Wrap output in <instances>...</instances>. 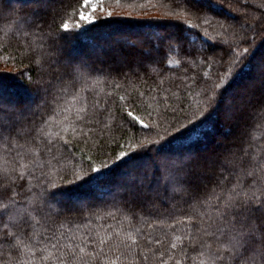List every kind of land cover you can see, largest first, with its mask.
Segmentation results:
<instances>
[{
  "label": "trees",
  "instance_id": "16d2710c",
  "mask_svg": "<svg viewBox=\"0 0 264 264\" xmlns=\"http://www.w3.org/2000/svg\"><path fill=\"white\" fill-rule=\"evenodd\" d=\"M99 1L106 11L98 13L93 24L79 21L82 0H53L50 6L51 15L46 18L51 22L52 16H55L54 29L66 20L73 32L78 31L75 29L77 22L86 30L84 37L73 35L65 40V50L73 57L87 60L95 71L87 83L78 85L75 100L71 92L63 97L60 107L48 117L49 123L44 126L46 135L43 143L27 146L31 153L25 155L22 162L32 159L37 163L51 161L45 166L51 178L58 179L60 175L70 178L73 172H80L82 167H86L90 160L99 167L105 160L112 164L121 151L132 153L133 147L137 151L155 147L160 136L171 140L173 134L179 135L175 128L188 124L185 117H190L195 124L200 123L202 117L193 113L203 109V98L211 94L214 83L222 85L216 91L223 92L225 103L220 114L208 122L212 130L203 138L199 131L191 132V139L186 138L183 142L205 155L226 148L233 151L239 149L245 122L241 120L237 124L235 120H225L223 108L232 109L237 103L247 105L250 98L253 101L264 98V76L257 68L264 63V0H227L223 6L212 8L202 15L176 7L171 0ZM11 6L14 10L23 9L24 13L34 11V6L27 0H13ZM196 6L207 7L204 0H197ZM14 24V27L0 24V77H4L5 101L23 105L33 99L27 76L29 73L33 78L38 75L35 63L40 49L35 35H26L22 23L14 21ZM189 32L193 34L191 37L187 36ZM124 41H143V47H125ZM175 42H179V46ZM29 44L36 48L35 53L27 54ZM246 47L254 50L253 59L242 68L237 65L240 71L230 83L221 80V75L229 70L232 61L238 59L236 53L243 54ZM101 51L104 53L102 56L98 55ZM118 58L123 60L122 65ZM21 73L25 74L23 78ZM116 84L120 87L117 88ZM240 96L243 97L241 102L238 100ZM133 102L135 114L148 127L131 121L127 116L128 105ZM85 106L95 113L94 119L87 125L76 120V112ZM173 108L177 110L175 113L171 111ZM243 115L234 114L237 118ZM129 123L132 128H129ZM64 127L69 130L63 132ZM166 128L170 134L165 133ZM254 135L264 138V127L257 128ZM113 137L116 143L109 147ZM227 137L230 138L228 141ZM221 139L226 142L222 143ZM64 140L70 143L65 144ZM49 141L54 145L51 153L42 150L43 144ZM100 144L105 146L103 152L98 147ZM179 146L180 142L171 145L172 148ZM16 151L24 154L27 149L17 148L13 156ZM4 155V145L0 144V157ZM53 155L57 160H52ZM155 163V153L146 152L138 156L131 166L135 169L133 175L136 180H142L145 185L154 181ZM113 168L109 181L119 184L126 175V169L115 164ZM3 171V160L0 159V176ZM208 172L211 177L213 170L209 168ZM34 176H40L39 168ZM34 176L26 174L23 180L16 182L21 197L27 198L25 203H31V194L26 189L38 190V180ZM79 191L82 197H95V202L82 203L71 212L53 204L45 209L47 215L33 214L27 233L37 241L55 232L57 236L77 238L78 242L81 233L91 230L98 234L95 237L97 241L107 239L116 254L126 252L123 244H131L135 239L137 253L142 251L148 256L147 261L143 257H129L118 264H161V253H164L162 259L166 260L168 252L176 255L188 244L192 222L186 216L196 215V211L189 207V203L194 202L189 200L185 203L182 195L141 206L139 203H124L116 193L106 194L105 191L89 189ZM7 195L5 193V197ZM168 195L173 196V193ZM17 222L18 218L10 221V229ZM191 235L199 234L192 232ZM28 242L26 234H19L18 240L13 241L17 250L11 256L15 259L10 258L8 245L0 246V264H28L29 249L25 248ZM172 244H176L177 248L172 249ZM116 245L120 248L117 249ZM169 264H175V261L171 260Z\"/></svg>",
  "mask_w": 264,
  "mask_h": 264
},
{
  "label": "snow or ice",
  "instance_id": "6c2138e0",
  "mask_svg": "<svg viewBox=\"0 0 264 264\" xmlns=\"http://www.w3.org/2000/svg\"><path fill=\"white\" fill-rule=\"evenodd\" d=\"M27 2L34 6L33 12L14 10L11 6L13 0H0V24L14 27V21L22 23L26 35L38 38L40 49L39 59L35 63L38 75L33 78L29 73L27 76V85L33 98L31 102L23 105L6 102L3 92L4 77H0V144L5 149V155L0 157L4 169L0 176V246H9L10 258L15 259L11 253L17 250L13 241L18 240L19 234H26L29 238L25 245L30 255L28 264H118L129 257H143L147 261L146 253H137L135 239L131 244H123L126 252L116 254L107 239L100 238L97 241L95 237L98 234L91 230L81 233L78 242L77 238L57 236L55 232L37 241L27 233L33 214L47 215L45 209L53 204L65 212L74 211L82 203L93 204L95 197H82L79 191L89 189L94 192L105 191L106 194L116 193L124 203H139L141 206L166 201L174 198V195H182L185 203H189V200L194 202L189 203V207L196 211V215L186 216L192 222L188 244L176 255L168 252L166 260L162 259L164 253H161V264H169L171 260L175 264H264V138L254 135L257 128L264 127V98L258 101L250 98L244 115L240 118L235 117L227 106L223 108L225 120H235L237 124L241 120L245 122L241 133V147L236 151L226 148L221 152L205 155L195 151L189 143L183 142L186 138L191 139V132L199 131L203 138L212 130L208 122L220 114L221 106L225 103L222 99L223 92L216 91L222 85L214 83L211 94H206L203 98V109L193 113L202 117L199 124H195L190 117H185L188 124L176 127L175 131L179 135L173 134L171 140L160 136L155 147H144L138 151L133 147L132 153L121 151L112 164L105 160L97 167L90 160L86 167H82L80 172H73L70 178L67 175H60L58 179L51 178L45 171L46 163L50 165L51 161L37 163L32 159L22 162L25 155L31 153L27 146L43 143L46 135L44 126L49 123L48 117L60 107V101L66 94L71 92L75 100L79 92L78 85L87 83L95 70L87 60L73 57L65 50L64 41L70 36L86 35V30L81 28L80 23L75 24V29H78L75 32L69 29L66 20L61 21L58 29H54L55 16H52L51 22L46 18L51 15L49 9L53 0ZM171 2L176 7L202 15L212 8L223 6L227 0H204L207 7H197V0ZM89 6L91 12L97 10L93 0L80 2L79 21L93 24L95 19L91 12L85 11ZM192 35L187 33L188 37ZM175 43L179 46V42ZM123 46L143 47V41H124ZM35 52L36 48L29 44L27 54ZM98 55L102 56L104 53L101 51ZM236 56L238 59L232 61L229 70L221 75V80L230 83L235 79L240 71L237 65L241 68L247 66L254 57V50L250 51L246 47L243 54L237 52ZM257 68L264 76V63H260ZM20 76L23 78L25 74L21 73ZM116 87L120 85L116 84ZM87 103L85 100L86 105ZM171 111L175 113L177 110L173 108ZM127 116L131 121L148 127L135 114L134 102L128 105ZM94 117L95 113L87 106L76 112V120L84 125L91 123ZM65 119L68 117L65 116ZM128 126L133 127L131 123ZM185 129L189 131L186 132ZM68 130V127L62 129L63 132ZM72 130L75 131L74 126ZM165 133L170 134L167 128ZM177 142H180V146L172 148L171 145ZM64 143L68 144L70 141L64 140ZM115 143L113 137L109 147ZM20 147L26 148L27 152L22 154L16 151L13 156V151ZM53 147V143L49 141L43 144L42 150L51 153ZM98 147L101 152L104 151L103 144ZM146 152L156 155L155 179L147 185L142 180H136L133 175L135 169L131 167L133 161ZM17 156L20 157L19 160L16 159ZM52 160H57V157L53 155ZM114 164L126 169V175L119 184L109 181ZM37 168L40 169L39 177L34 176ZM209 168L213 170L211 177L207 175ZM26 174L38 180V190L26 189L31 194V203H25L27 198L21 197L17 191V180H23ZM169 192L173 196H169ZM5 193H8L6 197ZM14 218H18V222L10 229L9 222ZM192 232L199 235L193 236ZM115 247L119 249L120 245ZM171 248L176 249L177 245L172 244Z\"/></svg>",
  "mask_w": 264,
  "mask_h": 264
},
{
  "label": "rangeland",
  "instance_id": "374dc122",
  "mask_svg": "<svg viewBox=\"0 0 264 264\" xmlns=\"http://www.w3.org/2000/svg\"><path fill=\"white\" fill-rule=\"evenodd\" d=\"M93 3H95L96 5H97V10L95 11V12H91V6H89V8L88 9H85V11L86 12H91V15L94 17V19L97 17V14L98 13H100L101 14V12L103 13L104 11H106L105 10V8H104V6H103V4L101 3V1H99V0H93ZM100 8H103V11H100ZM118 53V52H117ZM119 59V58H118ZM123 61V60H122ZM122 61H121V59H119V63H120V65H122L123 63H122ZM126 61V60H125ZM123 66H125V65H123ZM252 88V87H251ZM251 88H249V89H251ZM264 91V90H263ZM246 95V94H245ZM247 96V95H246ZM242 96H240V98L238 99V100H240V102H241V99L243 98H241ZM233 109V110H232ZM231 110H232V112H233V114H235V113H244V111L246 110V105H244V104H238L237 103V106L236 107H233ZM230 137V136H229ZM229 137H227V140L226 141H228L230 138ZM222 143H225L226 141H224V140H220ZM209 173V172H208ZM210 174V173H209ZM212 175V174H211Z\"/></svg>",
  "mask_w": 264,
  "mask_h": 264
}]
</instances>
